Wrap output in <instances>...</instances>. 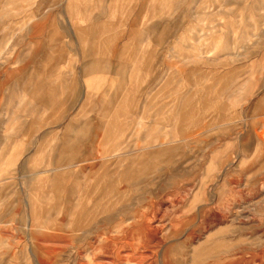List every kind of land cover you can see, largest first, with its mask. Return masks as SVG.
<instances>
[{"label": "rangeland", "instance_id": "374dc122", "mask_svg": "<svg viewBox=\"0 0 264 264\" xmlns=\"http://www.w3.org/2000/svg\"><path fill=\"white\" fill-rule=\"evenodd\" d=\"M0 264H264V0H0Z\"/></svg>", "mask_w": 264, "mask_h": 264}, {"label": "crops", "instance_id": "0c3cea01", "mask_svg": "<svg viewBox=\"0 0 264 264\" xmlns=\"http://www.w3.org/2000/svg\"><path fill=\"white\" fill-rule=\"evenodd\" d=\"M77 1L78 0H75V2ZM102 17L103 16H97V19H101ZM108 32V25H106L105 22H102L99 23V25H97V27L95 28L89 27L86 31L82 32L81 35L87 37L90 36L92 38V42H94L92 48H95L96 50L101 52H105L106 49H108L110 46V43L107 42L108 37L106 36ZM157 37L161 38L162 36L161 34H158ZM100 64L101 62L99 60L90 61L88 64V68L92 69L93 66H98ZM108 98V104L106 105V108L104 109L103 113L104 117H107V115H109L112 109V104L117 100V97H112V95L108 96ZM221 102L222 101L219 102L220 105H218L217 102H213V95L199 96L191 101H188V103L184 104L186 109L177 112V126L179 127V131L185 134L186 132H189V130H193L195 137L200 138L205 132V129H209L208 127L214 125V115L220 120H223L228 117V104L227 102H225V100L223 101V103ZM115 128L117 130L119 126H116V124L112 122H108L107 126L105 127L104 125H98L96 130L92 134L95 138H98L102 135L103 131L105 130L103 137L105 139L112 140L114 136H117V131L115 130ZM87 129L88 128H80L78 130V133L74 137V141L72 139H69L68 141H65L62 144L61 149L59 151V157L62 162L66 161L71 166L76 161L80 160L81 151L79 146L82 143L81 139L83 138V136L86 135ZM198 132H201V134L198 135ZM162 154H166V151H144L141 155L145 157L147 156L157 158ZM135 161L136 159H134L133 163H136V167L129 171V174L131 173L132 176H137L143 172H148L147 170H151L155 166V163H153L151 159H147L145 161H143V159H138L137 162ZM128 167L129 165L127 166V168ZM103 199L104 198H101L100 200L102 201Z\"/></svg>", "mask_w": 264, "mask_h": 264}]
</instances>
